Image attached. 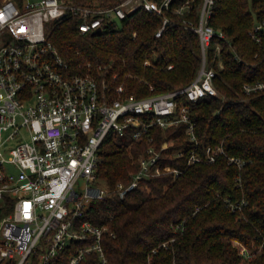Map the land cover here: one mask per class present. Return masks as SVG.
<instances>
[{
  "label": "trees",
  "instance_id": "trees-1",
  "mask_svg": "<svg viewBox=\"0 0 264 264\" xmlns=\"http://www.w3.org/2000/svg\"><path fill=\"white\" fill-rule=\"evenodd\" d=\"M84 1L112 5L120 0ZM203 1L190 0V10L182 14L170 12L172 22L161 36L156 32L163 16L144 8L95 34L81 33L76 18L51 21L48 34L72 72L87 71L90 62L94 73L115 85L124 83L129 94L163 93L189 84L198 74L200 36L183 21H198ZM263 20L264 0H215L210 23L230 42L215 38L208 49L220 96L201 99L191 111L200 152L223 145L246 163L239 168L221 155L214 162L189 165L187 124L153 128L159 148L171 141L159 160L163 172L143 180L125 198L105 196L88 209L90 219L116 234L105 239L107 264H264V91L244 90L245 84L264 80V34L260 42L250 35ZM147 147V138L137 142L110 135L102 145L99 175L112 187L129 182ZM174 168L181 170L178 176ZM228 199L247 204L234 212ZM5 201L0 219L14 205L7 194ZM235 240L252 252L249 258H243Z\"/></svg>",
  "mask_w": 264,
  "mask_h": 264
},
{
  "label": "built area",
  "instance_id": "built-area-1",
  "mask_svg": "<svg viewBox=\"0 0 264 264\" xmlns=\"http://www.w3.org/2000/svg\"><path fill=\"white\" fill-rule=\"evenodd\" d=\"M173 1L120 0L99 5L84 0H0V208L6 205V194L14 199L12 210L0 219V264H107L105 239L116 234L111 226L90 219L88 209L105 196L125 198L143 180L163 172L159 160L171 141L159 148L151 133L155 127L187 124L192 143L189 165L214 162L221 155L239 168L246 163L229 155L223 145L200 152L191 115L193 104L220 96L217 68L208 49L215 38L229 39L210 23L215 0L203 1L198 21H183L200 36L202 64L197 76L163 93L129 94L124 83L115 85L94 73L90 62L87 71L72 72L49 38L51 21L76 18L85 34L119 23L140 8L163 16L156 32L161 36L172 22L170 12L182 14L191 8L190 0L177 7ZM262 34L264 20L250 31L258 42ZM218 65L224 67L223 59ZM244 90L264 91V80L247 83ZM110 135L130 136L137 142L148 139L131 180L114 187L98 172L102 145ZM8 165L15 167V173L7 170ZM173 172L178 176L181 170ZM81 180L87 183L84 190L78 187ZM97 181L103 186L90 185ZM246 204L245 199L227 202L234 212H241ZM235 244L243 258L251 256L239 240Z\"/></svg>",
  "mask_w": 264,
  "mask_h": 264
},
{
  "label": "rangeland",
  "instance_id": "rangeland-1",
  "mask_svg": "<svg viewBox=\"0 0 264 264\" xmlns=\"http://www.w3.org/2000/svg\"><path fill=\"white\" fill-rule=\"evenodd\" d=\"M7 170L9 171V172H12V173H15V171H16V169H15V167H13V166H11V165H8L7 166ZM86 181L85 180H81L80 181V183H79V186L78 187H80L82 190H84L85 189V187H86ZM103 182H100V181H97V182H91L90 183V185H92V186H103ZM250 253H251V255H252V252L250 251Z\"/></svg>",
  "mask_w": 264,
  "mask_h": 264
},
{
  "label": "water",
  "instance_id": "water-1",
  "mask_svg": "<svg viewBox=\"0 0 264 264\" xmlns=\"http://www.w3.org/2000/svg\"><path fill=\"white\" fill-rule=\"evenodd\" d=\"M102 29L99 27V28H97L93 33L95 34V33H98V32H100Z\"/></svg>",
  "mask_w": 264,
  "mask_h": 264
}]
</instances>
